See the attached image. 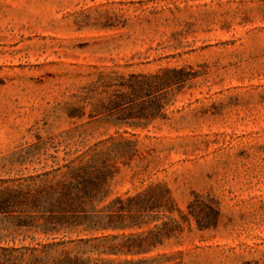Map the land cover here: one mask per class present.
Returning a JSON list of instances; mask_svg holds the SVG:
<instances>
[{
	"label": "rangeland",
	"instance_id": "1",
	"mask_svg": "<svg viewBox=\"0 0 264 264\" xmlns=\"http://www.w3.org/2000/svg\"><path fill=\"white\" fill-rule=\"evenodd\" d=\"M81 167L99 258L264 264V0H0V188Z\"/></svg>",
	"mask_w": 264,
	"mask_h": 264
},
{
	"label": "trees",
	"instance_id": "2",
	"mask_svg": "<svg viewBox=\"0 0 264 264\" xmlns=\"http://www.w3.org/2000/svg\"><path fill=\"white\" fill-rule=\"evenodd\" d=\"M170 76L159 83L144 77L143 82L130 83L134 97L150 94V90L159 91L171 85H180L189 78L184 69L171 68ZM165 74V72L163 73ZM147 87V89H145ZM132 96L120 98L116 102L129 99ZM152 104L160 101L151 100ZM71 182L67 183L58 196L51 180H46L37 188L26 185H7L0 188V216L8 223L17 222L18 227H24L22 237L12 233L5 226L0 228V264H140L126 261L114 263L98 256L111 254L113 250L101 251V244H92L85 238H72L71 229L77 225L88 223L89 229L99 226L101 221L90 215V210L100 200V193L105 184L103 173L87 174L86 168H78L71 173ZM48 183V184H47ZM47 184L49 190L44 187ZM99 218V217H97ZM92 224V225H91ZM99 224V225H98ZM201 226L207 224L199 220ZM9 228V227H8ZM64 234L59 235L60 232ZM33 232V235H29ZM40 233L45 237H40ZM91 241V242H90ZM99 243V242H97Z\"/></svg>",
	"mask_w": 264,
	"mask_h": 264
}]
</instances>
